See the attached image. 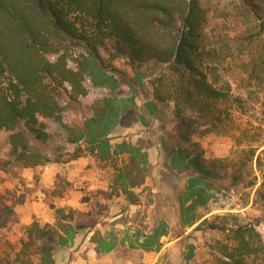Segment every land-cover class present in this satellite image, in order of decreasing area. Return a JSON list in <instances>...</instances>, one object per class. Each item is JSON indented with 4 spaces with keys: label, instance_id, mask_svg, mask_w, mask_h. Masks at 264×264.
I'll return each instance as SVG.
<instances>
[{
    "label": "trees",
    "instance_id": "1",
    "mask_svg": "<svg viewBox=\"0 0 264 264\" xmlns=\"http://www.w3.org/2000/svg\"><path fill=\"white\" fill-rule=\"evenodd\" d=\"M237 1L236 6L230 2L233 13L213 0H0V131L8 134L16 164L36 167L50 162L48 156L32 149L28 140L31 134L48 145L50 124L65 129L67 142L83 140L92 145V152L109 156V134L133 127L125 123L131 116L137 118L135 124L157 122L160 130L166 131L169 121L158 105L172 103L170 124L175 132L163 134L159 144L167 168L173 174H189L184 201L190 203L177 211L183 260L189 239L196 240L198 233L219 232L226 240L212 246L215 264H264V239L257 229L264 220L240 222L238 214L214 215L186 234L187 228L199 221L191 212L204 206L215 191H255L264 208V160L258 157L260 180L252 171L247 179L242 165H232L228 158L208 157L197 141V137L219 133L230 114L228 104L244 106V99L234 97L231 83L218 74V67L240 45L250 67L246 78L264 87V45L259 52L252 48L260 39L264 41V0ZM213 13L215 18L222 14L232 22L252 17L256 23H241L246 35L213 40L206 33ZM74 47L82 52L77 68L69 66L68 53ZM116 62L121 67L115 66ZM163 65L160 75L149 81L153 87L146 86L142 79ZM129 70L138 79L141 100L151 99L150 93H154L155 100L145 101L140 109L133 102L124 109L116 104L119 96L115 89L128 84ZM95 77L111 87L113 95L94 107L96 115L83 126L65 123L68 111L84 114L81 98L88 94L84 81ZM128 147L126 142L116 145L117 150L126 149L132 156L117 181L135 186L141 182L136 183L143 169L136 152ZM5 211L13 213L8 205ZM7 224L8 220H0V228ZM75 230L63 221L57 226L33 222L19 256L36 255L39 264H56L55 255L73 245L74 234L96 230L95 242L99 236L92 227ZM97 243L106 252L114 247L106 240ZM0 264L11 262L0 259Z\"/></svg>",
    "mask_w": 264,
    "mask_h": 264
},
{
    "label": "rangeland",
    "instance_id": "2",
    "mask_svg": "<svg viewBox=\"0 0 264 264\" xmlns=\"http://www.w3.org/2000/svg\"><path fill=\"white\" fill-rule=\"evenodd\" d=\"M214 1L219 3V8L229 12L232 10L233 13L230 2L234 6L239 4L237 0ZM215 15L210 14L206 31L213 40L225 35H241L244 28L240 25L243 22L250 26L256 23L252 17H240V21L232 22L231 18L227 19L222 14L217 18ZM263 45L264 41L260 39L252 48L259 52ZM242 47L240 45L234 54L226 58L227 61L222 62L218 74L231 83L233 96L242 97L244 106L239 108L235 103L228 104L230 114L219 133L197 137V141L208 157L228 158L232 165L243 166L247 179L248 171H252L260 180L257 161L258 157L264 160V87L246 78L250 67L248 57L240 49ZM248 51H251V47ZM80 55L81 48L70 49L71 68H77V61H82ZM114 65L121 67L118 62ZM164 68L165 65L152 76L143 78L142 82L153 87L149 81L159 76ZM129 74L128 84L115 89L119 96L116 99L117 107L124 109L133 102L140 109L145 101H154L153 91L150 93L151 99L141 100L137 95L138 79L131 70ZM95 81L99 85H94ZM84 84L88 90L87 96L81 98L84 114L68 111L64 119L72 126H83L96 115L94 107L101 104L103 98L113 95L112 88L103 86L99 77H95L94 81L86 79ZM158 108L164 111L163 115L169 121L166 131L160 130L157 122L150 126L139 122L135 124L133 120L137 118L131 116L125 123L133 127L118 128L109 134L107 140L112 145L109 156H103L100 151L92 152V145L83 140L67 142L66 131L58 124L49 125L48 145L39 143L33 135L28 134L32 149L50 159L45 165L36 167L16 164L8 134L0 131V220H8L7 226L0 228V259L9 260L11 264H39L36 255L19 256L28 228L33 222L41 226H57L59 221H63L65 225L74 226L77 229L75 233L85 227L95 228L98 233L104 232L106 241L114 244L115 260L121 263L131 261L133 264H146L150 261L152 264H176V255L182 243V237L179 240L177 211L190 203L184 201L189 174L187 171L173 174L167 168L166 154L162 152L159 140L163 134L175 132V126L170 124L173 104L158 105ZM142 131L149 135L143 136ZM122 142L129 144L128 149L136 152V159L143 169L136 183L141 182L135 186L127 182L121 185L117 181L119 171H124L132 161L128 150L116 149V145ZM252 149L256 150L253 155L250 152ZM254 192L241 188L231 192H213L204 206H198L191 212L194 217H199V221L187 228L186 234L202 220L214 215L238 214L240 222L264 220L263 205L256 200ZM7 205L13 213L7 214ZM257 229L264 239V223H260ZM85 240L84 232L74 234L73 245L58 252L55 263L72 264L75 252ZM103 240L98 236L96 242ZM218 240H226V235L219 232L198 233L196 240L187 241L186 260L182 264H215L212 246Z\"/></svg>",
    "mask_w": 264,
    "mask_h": 264
},
{
    "label": "crops",
    "instance_id": "3",
    "mask_svg": "<svg viewBox=\"0 0 264 264\" xmlns=\"http://www.w3.org/2000/svg\"><path fill=\"white\" fill-rule=\"evenodd\" d=\"M206 219V218H205ZM96 230H90L86 234V240L80 245V248L75 252V261L72 264H133L131 261L121 263L115 260V250L112 249L109 252L102 251L99 248V243L92 241V237L95 235ZM99 237L106 240V234L104 232L98 233ZM181 237H179L180 240ZM150 259L152 257L150 256ZM182 245L178 254L176 255V264H182ZM150 262V261H149ZM147 262L146 264H152Z\"/></svg>",
    "mask_w": 264,
    "mask_h": 264
}]
</instances>
